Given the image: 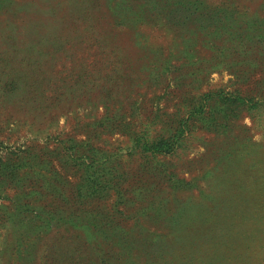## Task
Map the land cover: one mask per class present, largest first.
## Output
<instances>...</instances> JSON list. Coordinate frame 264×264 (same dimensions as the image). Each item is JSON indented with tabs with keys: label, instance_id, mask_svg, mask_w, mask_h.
I'll return each mask as SVG.
<instances>
[{
	"label": "rangeland",
	"instance_id": "obj_1",
	"mask_svg": "<svg viewBox=\"0 0 264 264\" xmlns=\"http://www.w3.org/2000/svg\"><path fill=\"white\" fill-rule=\"evenodd\" d=\"M199 1L179 43L164 16L158 24L141 20L144 0H0L2 158L27 151L62 173L60 142L82 140L104 114L131 113L132 132L148 123L160 128L166 115L206 93L259 101L215 131L191 121L154 171L125 153L132 146L126 129L98 134L96 145L121 151L129 174L127 200L113 206L111 196L98 205L120 222L117 237L80 226L27 235L7 219L18 188L0 183V264H86L96 245L107 264H144L149 256L150 264H264V0ZM101 40L107 49L97 46ZM150 44L164 49L152 54ZM28 185L27 177L22 199L31 195ZM62 190L68 196V186Z\"/></svg>",
	"mask_w": 264,
	"mask_h": 264
},
{
	"label": "trees",
	"instance_id": "obj_2",
	"mask_svg": "<svg viewBox=\"0 0 264 264\" xmlns=\"http://www.w3.org/2000/svg\"><path fill=\"white\" fill-rule=\"evenodd\" d=\"M199 3H201L199 0H144L140 4L143 12L141 20L145 23L158 24L164 16L166 19L164 25L168 27V30L174 31L172 42L178 39L177 42L180 43L184 31L192 30L193 11H196ZM98 43L97 46L103 49L109 47L107 41L101 40ZM181 44L186 46L185 53L191 51L190 42L188 44L186 42L187 45ZM172 45L174 43L169 45L170 50ZM146 48L153 54L163 50L164 46L150 44ZM172 58V51H169L163 59L166 65L164 69L170 66ZM197 59L200 58L197 57ZM153 66L154 62H149L147 70L151 69L146 78L150 77ZM258 102V100L253 102L251 98L235 92L233 94L220 91L206 93L196 99L191 97L189 102L172 116L166 115L168 120L161 122L160 128L149 129L148 123L141 130L131 129L132 132L128 125L129 117L133 116L131 113H129L130 116L126 113L118 116L104 114L93 124L87 125L90 128L85 132V138L82 140L69 137L60 142L62 148L57 151L56 159L62 165V173L56 171L54 167L48 168L49 162L40 159L35 153L25 151L24 155L13 154L4 158L0 157V183L4 189L18 188V196L11 199L7 219L18 223L27 235L33 234L36 238L40 237L38 233H46L60 227L78 226L96 235L103 236L111 232L110 234L117 237L116 227L120 225V222L110 214H105L107 209L99 206L111 196H114L113 206L127 200L124 194L131 191L126 186L129 174L123 171L121 166L118 152H122L98 147L96 137L114 127H117L115 130L118 131L126 129L130 133L132 146L125 153L138 155L143 161L142 166L150 165V170L154 171L153 167L158 169L165 167L163 158L172 154L186 134L193 129L191 121L199 122L208 130L215 131L220 129L219 121H223L225 125L238 109H243L245 106L251 108ZM220 104L224 106L218 108L217 105ZM157 112L156 115L167 113L166 110L160 109ZM118 119H120L119 123H117ZM95 125H101L98 133L94 129ZM26 175L31 195L23 196L24 199H22L19 192L22 181L27 178ZM154 175H157V172H154ZM72 177H74L73 182ZM64 186L69 188L68 196L63 194ZM62 202L66 203L65 207L61 205ZM82 236L81 234L80 237ZM111 246L114 247V245ZM93 255L87 258L86 264H107L106 254L101 246H95ZM108 256L111 257V255ZM149 260H151L150 256L147 261ZM147 261L144 264H150ZM151 264L165 263L152 262Z\"/></svg>",
	"mask_w": 264,
	"mask_h": 264
}]
</instances>
